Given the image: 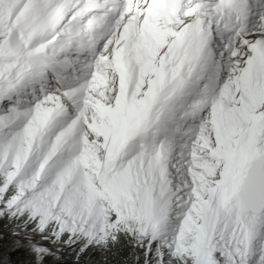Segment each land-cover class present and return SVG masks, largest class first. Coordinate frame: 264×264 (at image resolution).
Instances as JSON below:
<instances>
[{
	"label": "snow or ice",
	"instance_id": "obj_1",
	"mask_svg": "<svg viewBox=\"0 0 264 264\" xmlns=\"http://www.w3.org/2000/svg\"><path fill=\"white\" fill-rule=\"evenodd\" d=\"M0 264H264V0H0Z\"/></svg>",
	"mask_w": 264,
	"mask_h": 264
}]
</instances>
